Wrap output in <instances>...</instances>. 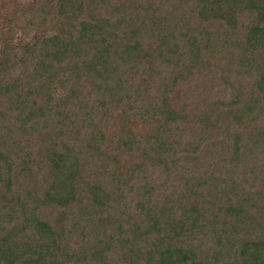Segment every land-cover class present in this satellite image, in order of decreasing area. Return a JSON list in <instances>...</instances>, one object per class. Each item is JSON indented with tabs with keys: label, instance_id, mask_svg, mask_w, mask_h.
I'll return each instance as SVG.
<instances>
[{
	"label": "trees",
	"instance_id": "1",
	"mask_svg": "<svg viewBox=\"0 0 264 264\" xmlns=\"http://www.w3.org/2000/svg\"><path fill=\"white\" fill-rule=\"evenodd\" d=\"M0 20V264H264V0Z\"/></svg>",
	"mask_w": 264,
	"mask_h": 264
},
{
	"label": "rangeland",
	"instance_id": "2",
	"mask_svg": "<svg viewBox=\"0 0 264 264\" xmlns=\"http://www.w3.org/2000/svg\"><path fill=\"white\" fill-rule=\"evenodd\" d=\"M38 34V32H37ZM0 39L2 40H13V34L7 29V24L0 20Z\"/></svg>",
	"mask_w": 264,
	"mask_h": 264
}]
</instances>
